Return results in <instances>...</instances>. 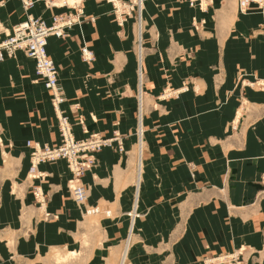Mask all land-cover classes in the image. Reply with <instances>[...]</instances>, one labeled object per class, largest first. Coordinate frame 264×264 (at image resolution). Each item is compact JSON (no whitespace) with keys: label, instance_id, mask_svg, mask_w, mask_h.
I'll return each instance as SVG.
<instances>
[{"label":"crops","instance_id":"crops-1","mask_svg":"<svg viewBox=\"0 0 264 264\" xmlns=\"http://www.w3.org/2000/svg\"><path fill=\"white\" fill-rule=\"evenodd\" d=\"M81 5V20L48 42L63 106L77 137L118 131L124 150L98 153L82 196L68 184L65 159L40 163L41 206L25 179L27 140H60L51 92L24 51L1 60L0 264H208L238 249L242 264H264L258 3L241 11L238 0H145L141 63L132 19L122 29L109 0ZM58 10L43 0L30 8L0 0V39L29 14L50 19ZM135 206L141 216L127 248Z\"/></svg>","mask_w":264,"mask_h":264},{"label":"built area","instance_id":"built-area-1","mask_svg":"<svg viewBox=\"0 0 264 264\" xmlns=\"http://www.w3.org/2000/svg\"><path fill=\"white\" fill-rule=\"evenodd\" d=\"M25 7H32L37 0H21ZM48 6H58L63 10L52 13L50 19L43 16L27 15V17L14 24L12 31L0 39V61L13 56L18 49H23L35 63V72L42 78L51 92V103L57 115V126L60 140L57 143L41 142L39 140H27L31 148V164L29 173L36 178H44L45 172L39 169L42 162L65 159L70 171L69 186L80 196L84 195L81 179L90 170L97 159L98 153L106 146L122 148L123 140L118 131L110 135H104L98 131H88L82 137H77L74 132V124L71 114L67 112L63 104L67 100L64 85L59 78V70L55 60L48 52V37L56 35L64 37L69 29L81 20L83 13L82 0H43ZM114 5V11L120 25L136 11L139 20L142 19V3L144 0H109ZM195 2L196 0H191ZM258 3L264 13V0H239L241 10H247L252 2ZM141 3V4H140ZM84 59L94 57L93 50L88 46L81 47ZM140 63L142 59H139ZM119 148V149H120ZM122 150V149H120ZM35 195L42 202L47 198L46 191L41 185L35 187ZM137 206L127 211L132 223L133 219L140 216ZM128 238V237H127ZM130 238V237H129ZM128 238V239H129ZM241 249L233 252L220 253L208 257V264H242Z\"/></svg>","mask_w":264,"mask_h":264},{"label":"rangeland","instance_id":"rangeland-1","mask_svg":"<svg viewBox=\"0 0 264 264\" xmlns=\"http://www.w3.org/2000/svg\"><path fill=\"white\" fill-rule=\"evenodd\" d=\"M238 6H239V4H238ZM239 9L241 10L240 7H239ZM112 11H113V8H112ZM143 11H144L143 12V33H142V37H140L141 42L138 40L139 39L140 32H139V29H138V27L136 25V22H135L136 21V17H133L132 18V22L135 25V29H136L135 45H136V50L138 52V58L139 59L142 58V53L144 51V35L143 34H144V30H145V27H144V25H145V7H144ZM241 11H246V10H241ZM134 15L136 16V13ZM140 47H141L142 50L140 49ZM139 52H140V55H139ZM142 76H143L142 75V70L139 68L138 69V81H139L140 87L142 86V81H143V79H142L143 77ZM140 97H141V88H139V105H140ZM139 112H140V108H139ZM140 135H142V134L140 133ZM16 169H18V167H16ZM15 172L18 173L17 175H21L20 172H22V170H20L19 172H18V170L17 171L16 170H13L14 175H16ZM25 179H26V182L27 183H30L31 190L32 191H35V187L37 186V184L34 183V181H35L36 177H33L32 175H30V173L28 171ZM14 185H15L14 186V189L16 191L18 189V186H19L18 183H17V181H15Z\"/></svg>","mask_w":264,"mask_h":264},{"label":"bare ground","instance_id":"bare-ground-1","mask_svg":"<svg viewBox=\"0 0 264 264\" xmlns=\"http://www.w3.org/2000/svg\"><path fill=\"white\" fill-rule=\"evenodd\" d=\"M110 2V1H109ZM111 3V2H110ZM256 3H257V1H256ZM112 4V3H111ZM141 4V3H140ZM238 4H239V0H238ZM142 6H143V8H142V19H141V21L139 20V18H138V15H137V12L135 11L134 13H133V15H131V16H129L128 18H127V20L124 22V24L123 25H120L119 24V22H118V19H117V17H116V13H115V11H114V5L112 4V8H113V13H114V16H115V19H116V21H117V24H118V26L119 27H121L122 29H123V27L126 25V23L130 20V19H132L133 17H136V25H137V27H138V29H139V32H140V35H139V41L141 42V39H140V37H142V33H143V9H144V7H145V0H144V3H142ZM58 7V6H57ZM240 7V6H239ZM61 8V7H60ZM136 13V16L134 15ZM32 15V14H31ZM12 29H13V27H12ZM12 29H11V31H12ZM10 31V32H11ZM9 32V33H10ZM8 33V34H9ZM7 34V35H8ZM57 37V38H62V37H59V36H56V35H50L49 37H48V42H49V38L50 37ZM48 44V43H47ZM142 45V44H141ZM140 49H141V47H140ZM142 50V49H141ZM18 51H24L25 52V50H23V49H18L17 51H16V53L13 55V56H9V57H14V56H16L17 55V53H18ZM25 54L27 55V53L25 52ZM139 55H140V52H139ZM28 57H30L29 55H27ZM31 58V57H30ZM31 59H33V58H31ZM39 77V76H38ZM42 79V78H41ZM43 80V79H42ZM43 82H44V80H43ZM44 85H45V82H44ZM45 87L48 89V90H50L46 85H45ZM118 148V147H117ZM120 148V147H119ZM118 148V150H120V149H122V150H124V147H123V145H122V148H120L119 149ZM122 150H120V151H122ZM67 166H68V164H67ZM39 169H40V167H39ZM68 169H69V166H68ZM34 194H35V192H34ZM36 196V195H35ZM37 198V197H36ZM38 200V199H37ZM46 203H47V198H45V200L42 202V205H41V203H40V205L41 206H45L46 205ZM138 211V210H137ZM141 216V215H140ZM139 217V216H138ZM137 218V217H136ZM136 218L135 219H133V223H132V221H131V226H130V230H129V234H128V238H126V245H127V248H128V246L130 245V243H131V241H132V238H133V233H134V223H135V220H136ZM131 219V218H130ZM236 251V250H235ZM123 262H124V259H123ZM121 264H122V262H121Z\"/></svg>","mask_w":264,"mask_h":264}]
</instances>
